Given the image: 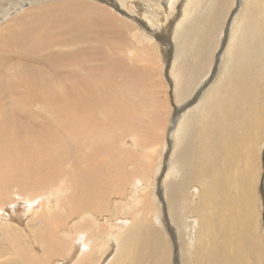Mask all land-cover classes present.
<instances>
[{
    "label": "bare ground",
    "instance_id": "bare-ground-1",
    "mask_svg": "<svg viewBox=\"0 0 264 264\" xmlns=\"http://www.w3.org/2000/svg\"><path fill=\"white\" fill-rule=\"evenodd\" d=\"M0 20L4 264H264V0H0ZM164 69L173 108L140 109Z\"/></svg>",
    "mask_w": 264,
    "mask_h": 264
},
{
    "label": "rangeland",
    "instance_id": "rangeland-1",
    "mask_svg": "<svg viewBox=\"0 0 264 264\" xmlns=\"http://www.w3.org/2000/svg\"><path fill=\"white\" fill-rule=\"evenodd\" d=\"M3 20V19H2ZM2 20H0V21H2ZM143 30V29H142ZM165 46L166 45H162V47H161V49H162V52H161V54H163L162 55V64H164V65H166V62L164 61V58H166V56H165V53H166V51H164L163 49L165 48ZM164 61V62H163ZM168 65V64H167ZM164 71H165V69H164ZM163 71V74L161 75V79L165 82V84L167 85L166 86V88H164V93H155L158 89H155L154 88V86H152L151 88L150 87H148V89H150V90H153V91H155L154 92V95H153V98H154V100H153V98H152V101H153V103H155L156 101H163V98H164V100H165V98H167V100H166V106L168 107V108H173V102H174V98H173V94H172V89L171 88H169V86H170V83H169V81H170V79H171V77L170 76H167V74H166V71L164 72ZM157 88V87H156ZM124 95L125 96H128V94H126V93H124ZM161 95H164V96H162L161 97ZM166 95V96H165ZM171 95V96H170ZM172 97V98H171ZM168 99H170V100H168ZM160 101L159 102H156V104L155 105H152V103L151 104H147L146 103V106L145 105H140V109H144L145 108V111H147V110H151L152 108H153V106H157L158 104L159 105H161V103H160ZM167 101H169V102H171V103H169V102H167ZM169 103V104H168ZM147 107H148V109H147ZM132 111H134V109H132ZM167 111H168V109H167ZM167 114V117H168V120L169 119H171V115H172V113H170L169 112V114L168 113H166ZM149 122V119H147V118H144V121H143V123H145V124H147ZM168 122H166V128L165 129H167L168 131H167V133H169V130H170V127H169V124H170V121H169V124H167ZM263 134H264V132H263ZM152 140V138L149 140V143H150V141ZM167 140V139H166ZM262 147V148H261ZM261 147H260V149H259V151H260V153H261V158H262V161H263V158H264V136H263V141H262V144H261ZM129 149H133V148H131V147H129ZM148 148H146V150H147ZM134 166V165H133ZM133 166H130L131 168L133 167ZM165 171V169H164V166H163V168H162V170L161 171ZM263 175V176H262ZM263 183V184H262ZM261 185H264V164L262 165V167H261V169H260V173H259V188L260 189H258L257 190V196H258V200H257V211L259 212V219H257V223H258V225H259V228H260V234H261V244H262V253H261V257H262V260H263V262H264V191H262V188L260 187ZM124 199H121L120 197H113V199H112V205L113 204H116L117 202L119 203V201H123ZM113 213L114 212H112V210L110 209V210H106L105 212H103L102 213V215L101 216H99L98 218H97V216H94L93 218L94 219H96L97 220V223H99V225H104V227L105 228H110L111 227V224L113 223V220H111V218H112V216H113ZM8 217H9V214L7 215ZM12 216H15V215H13L12 214ZM79 221V219H73V218H70L69 219V224H67V227L62 231V233H64V232H68V234H70L69 236H67V240H68V247H70L71 245H72V242H73V240H74V238L76 237V234L78 233V231H76V229H75V224L77 223ZM27 235H28V237H30V233H27ZM72 235V236H71ZM32 238V237H31ZM109 239H110V236L107 234V236H105L104 238H102V243L105 245V246H107L108 244H110L109 243ZM103 241H105V243L103 242ZM32 244H34V242L32 241ZM9 248V250H11L12 248H13V246H12V241H8L7 242V244H6V247L5 248ZM87 249H89V248H86V250ZM34 251L36 252V253H40V254H42V250L40 249V247H35L34 248ZM14 252V251H13ZM55 253V252H54ZM79 254H80V252H79ZM108 253H105L104 254V256H106ZM53 256H54V254H53ZM53 256L50 258V260L52 261L53 260ZM14 258H15V255H13L12 254V252H11V255L9 256V255H6V257H4V258H0V264H4L5 262H10L9 261V259H12V260H14ZM104 259L105 258H103V261H104ZM58 261V258L56 259H54L52 262H51V264H56V262ZM59 262V261H58ZM57 262V263H58Z\"/></svg>",
    "mask_w": 264,
    "mask_h": 264
}]
</instances>
